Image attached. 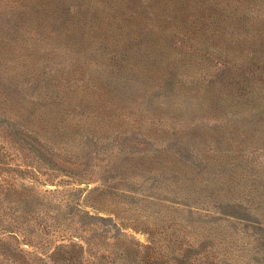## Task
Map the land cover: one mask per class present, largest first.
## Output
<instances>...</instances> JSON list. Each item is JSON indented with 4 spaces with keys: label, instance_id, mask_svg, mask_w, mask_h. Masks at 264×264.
<instances>
[{
    "label": "rangeland",
    "instance_id": "1",
    "mask_svg": "<svg viewBox=\"0 0 264 264\" xmlns=\"http://www.w3.org/2000/svg\"><path fill=\"white\" fill-rule=\"evenodd\" d=\"M0 264H264V0H0Z\"/></svg>",
    "mask_w": 264,
    "mask_h": 264
}]
</instances>
